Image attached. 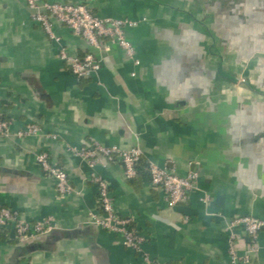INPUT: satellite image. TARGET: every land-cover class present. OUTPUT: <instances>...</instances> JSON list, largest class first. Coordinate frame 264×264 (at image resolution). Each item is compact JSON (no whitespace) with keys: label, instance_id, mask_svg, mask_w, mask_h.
<instances>
[{"label":"crops","instance_id":"1","mask_svg":"<svg viewBox=\"0 0 264 264\" xmlns=\"http://www.w3.org/2000/svg\"><path fill=\"white\" fill-rule=\"evenodd\" d=\"M86 4L101 18L130 20V59L108 43L96 49L52 20L60 41L33 19L26 0H0V116L13 131L37 123L35 137L0 142V210L55 230L20 243L0 232V264L233 263L231 222L264 221V0H43ZM92 53L101 70L79 79L61 60ZM95 141L140 148L143 160L199 173L190 199L169 206L143 171L127 180L120 161L94 171L110 184L115 210L145 238L142 252L91 223L100 213L91 169L71 149ZM47 151L75 191L59 198L36 156ZM240 233L241 230H238ZM236 254L251 251L235 241ZM248 264H264V230Z\"/></svg>","mask_w":264,"mask_h":264},{"label":"built area","instance_id":"2","mask_svg":"<svg viewBox=\"0 0 264 264\" xmlns=\"http://www.w3.org/2000/svg\"><path fill=\"white\" fill-rule=\"evenodd\" d=\"M26 3L27 7L34 12V21L45 29L51 39L60 41L53 31L52 20H56L96 49L112 43L122 48L130 59L135 58L136 50L127 39L126 29L136 26V23L130 20L101 18L86 4L48 3L43 0H26ZM59 54L61 60L79 79L89 78L101 70V62L92 53L83 57H73L67 53L65 47H60ZM14 123L0 116V142L5 138L23 139L43 133L42 127L37 123H28L24 129L13 131ZM71 151L88 163L91 169L88 179L97 187L100 213L92 214V225L115 235L123 246L141 253L145 238L135 227L132 218L117 214L110 192V184L97 175L94 169L107 162L120 161L124 168L125 178L134 179L138 175L136 166L143 156L142 150L140 148L122 150L118 147H104L95 141H90L82 148L71 149ZM36 162L45 174L55 180L59 198H66L75 191L67 171L54 163L47 151L38 153ZM149 173L151 187L163 192L169 206L174 207L186 203L197 190L199 179L197 172L191 171L186 176H179L173 168H159L151 165ZM6 228H12L16 239L25 244L52 232L56 226L52 217L32 222L22 218L16 210L2 208L0 210V232ZM230 229L233 236V246L230 250L232 262L248 264L252 259L251 252L255 251L259 235L264 230V221L252 215L237 216L231 222ZM238 230L241 232L239 233ZM243 237L248 239L252 249L245 256L239 257L234 245L237 239ZM145 259L150 264H162L148 257Z\"/></svg>","mask_w":264,"mask_h":264},{"label":"trees","instance_id":"3","mask_svg":"<svg viewBox=\"0 0 264 264\" xmlns=\"http://www.w3.org/2000/svg\"><path fill=\"white\" fill-rule=\"evenodd\" d=\"M150 167H151V165L148 164L146 161H144L143 156H142L141 160L137 163V166H136L138 175L140 173H142L143 171H145L148 173V175L150 177V173H149Z\"/></svg>","mask_w":264,"mask_h":264}]
</instances>
